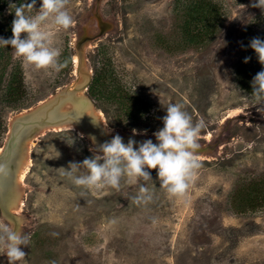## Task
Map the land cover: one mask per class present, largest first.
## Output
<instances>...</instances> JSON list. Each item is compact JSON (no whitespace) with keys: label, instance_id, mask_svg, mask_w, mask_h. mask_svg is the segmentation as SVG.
<instances>
[{"label":"rangeland","instance_id":"obj_1","mask_svg":"<svg viewBox=\"0 0 264 264\" xmlns=\"http://www.w3.org/2000/svg\"><path fill=\"white\" fill-rule=\"evenodd\" d=\"M185 1L0 0V46L13 43L10 71L23 74L14 105L101 74L121 94H85L109 134L149 151L43 129L14 218L0 209V264H264V201L237 202L264 179V0H215L207 46L184 43Z\"/></svg>","mask_w":264,"mask_h":264},{"label":"water","instance_id":"obj_2","mask_svg":"<svg viewBox=\"0 0 264 264\" xmlns=\"http://www.w3.org/2000/svg\"><path fill=\"white\" fill-rule=\"evenodd\" d=\"M81 64L79 59L78 68ZM88 87L89 83L72 84L52 98L26 109L11 122L6 141L0 147V209L10 218H14L13 208L20 204L19 173L30 150L29 143L45 128L73 125L106 151L118 152L132 146L142 154H149L148 146L136 134L130 133L120 140L109 134L110 126L107 121L108 127L105 126L99 114L103 111H99L85 94ZM161 152L159 149L156 154Z\"/></svg>","mask_w":264,"mask_h":264},{"label":"trees","instance_id":"obj_3","mask_svg":"<svg viewBox=\"0 0 264 264\" xmlns=\"http://www.w3.org/2000/svg\"><path fill=\"white\" fill-rule=\"evenodd\" d=\"M182 14L181 31L185 38L184 43L188 46H207L217 34L220 22L223 19V10L218 2L215 0H187L180 6ZM180 16V15H179ZM181 23V22H180ZM179 40L176 46H179ZM175 46V47H176ZM13 49V43L10 41L3 46H0V145L4 141L8 132V113L10 111L19 110L27 106H15L22 95L25 94L23 87V77L21 75L22 68H15L10 71L11 57L10 52ZM262 81L264 91V65L261 66ZM237 76L240 84L244 88L250 89L252 83L250 82L247 72L244 71L243 65L239 66ZM106 77L101 74L94 73L91 84L88 87L89 95L96 100V93L105 86ZM104 94L108 92V99H115L118 97L120 89L115 87L103 90ZM111 91V92H110ZM24 93V94H23ZM138 107V106H137ZM28 108V107H27ZM261 185V189H260ZM251 193L245 197L237 200L244 208H255L258 201H264V179L255 188H251Z\"/></svg>","mask_w":264,"mask_h":264},{"label":"bare ground","instance_id":"obj_4","mask_svg":"<svg viewBox=\"0 0 264 264\" xmlns=\"http://www.w3.org/2000/svg\"><path fill=\"white\" fill-rule=\"evenodd\" d=\"M99 114H100V116H101V113H99ZM69 126H71V125H69ZM71 127L74 128L73 125H72ZM116 138H117V136H116ZM0 152H1V148H0ZM29 163H30L29 158H25V160H24V162H23V164H22V166H21L20 173H19V180H20V181L23 180V178H24V176H25V173H26V171H27V168H28V164H29Z\"/></svg>","mask_w":264,"mask_h":264}]
</instances>
